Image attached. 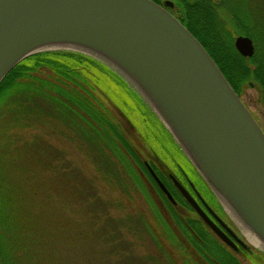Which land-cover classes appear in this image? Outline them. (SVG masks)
<instances>
[{"label": "rangeland", "instance_id": "374dc122", "mask_svg": "<svg viewBox=\"0 0 264 264\" xmlns=\"http://www.w3.org/2000/svg\"><path fill=\"white\" fill-rule=\"evenodd\" d=\"M229 2L231 15L230 21L226 20L228 30L224 31V38L234 45L242 32L252 30L248 27L249 4L252 8L255 4L251 0ZM256 4L261 8L263 29L264 0H257ZM232 12L244 20L234 23ZM261 30L251 31L255 43L262 39ZM205 32L200 31L198 35L208 40L209 34ZM207 42H216V39ZM37 53L76 55L87 63L62 58L63 63L80 74L74 83L46 66L34 73L38 80L49 81L62 89L61 93L51 94L57 96L55 106L60 105L67 111L49 107L39 101V94L25 92L22 88L19 94L3 102L0 99V192L28 242V247L18 242L21 248L17 253L26 261L30 253L31 264H50L53 259L52 264H217L208 255L200 232L191 222L198 221L207 233L216 235L184 198L185 204L176 200L181 195L170 176L190 190L180 174V166L205 202L247 245V249L238 245V252L234 251L236 257L242 264H264V250L248 239L238 220L224 209L127 77L112 65L79 49L54 47ZM18 82L23 88L32 83L38 87L41 83L28 79ZM71 95L89 101L118 126L137 156V159L131 156L119 139L131 171L115 150L80 126H86L80 117L85 114L75 103L69 106ZM239 96L264 131L260 86L248 81ZM146 163L176 192V205L168 203L160 194L145 172ZM197 240L203 245V252L197 250Z\"/></svg>", "mask_w": 264, "mask_h": 264}, {"label": "water", "instance_id": "95a60500", "mask_svg": "<svg viewBox=\"0 0 264 264\" xmlns=\"http://www.w3.org/2000/svg\"><path fill=\"white\" fill-rule=\"evenodd\" d=\"M54 47L85 51L127 77L224 209L264 244V131L174 15L152 0H0V84L24 59ZM235 48L245 58L255 53L248 37H237ZM173 181L216 237L247 249L194 187L198 199Z\"/></svg>", "mask_w": 264, "mask_h": 264}, {"label": "trees", "instance_id": "16d2710c", "mask_svg": "<svg viewBox=\"0 0 264 264\" xmlns=\"http://www.w3.org/2000/svg\"><path fill=\"white\" fill-rule=\"evenodd\" d=\"M262 32V39L261 41H257L256 51L254 55L250 58H244L235 48V46L229 42H227L224 38L223 31H206L205 33L209 34L208 40L199 39L198 41L202 44V46L206 49L208 54L214 60L224 77L227 79L229 84L232 86L234 91L240 95L242 86L248 81H254L257 83L262 91V101L264 104V28L261 30ZM220 36V37H219ZM218 38V39H217ZM224 40H223V39ZM216 39V42H207L213 41ZM222 39V40H220ZM260 42V44H259ZM66 57H71L82 63H87V60L80 58L76 55H64ZM61 54H53V53H36L33 54L22 62H20L2 81L0 84V99L2 98V102L8 99L9 97H13L20 93V88H22L25 92L30 93H37L38 98L42 103L48 105L49 107H53L54 109L60 111H67L66 109L61 108L62 106H55V102L57 96L53 95L55 93H61L62 89L59 87H55L49 81L38 80L34 73L41 67L46 66L51 68L55 71L61 78L74 83V79L80 77L79 73L74 70L71 66L66 63H63L62 58L64 57ZM61 58V59H60ZM90 65V64H89ZM35 80L40 81V86L35 87V83L30 84L27 88H23L19 85V80ZM53 93V94H51ZM71 95L70 102L67 103L71 106V103H75L76 107H80L81 111L86 115H80V117L86 122V126L83 124L80 125L84 130L91 133V131L96 134V136L101 139L104 144H106L109 148L115 150L117 156L124 161L128 170H132L130 164L124 159V154L121 151V148L118 144L122 142V147H124L127 152L137 159L132 147L128 144L126 139L122 136L121 131L119 130L118 126L114 124L112 119L101 111L96 110L89 101H85L79 96L73 97ZM61 103L60 100H57ZM54 102V104H53ZM74 105V106H75ZM70 111H73L69 109ZM88 134V133H87ZM175 146V145H174ZM181 158L185 160L186 157L175 149ZM168 153V152H167ZM173 154V153H171ZM108 158V157H106ZM112 161L110 158H108ZM138 161V160H137ZM176 162H178L176 160ZM190 165V162H186ZM179 166V163H177ZM179 169L181 167L179 166ZM158 176L161 178L165 186L171 192L173 197H175L176 192L172 191L166 180H164L161 174L155 170ZM181 171V170H180ZM145 172L149 176V178L154 182L160 194L165 198L168 203L169 200L161 191L157 183L155 182L154 178L150 174L149 170L145 169ZM132 173V172H131ZM134 175V173H133ZM136 175V173H135ZM1 190V189H0ZM4 194L0 192V264H31L32 257L29 253V261L25 260V257H22L18 252V249L21 248L17 246L18 242L22 245H27L28 242L24 237L21 230V225H18L16 221L15 214L13 216L12 209H10L7 204L2 200ZM179 198V197H178ZM177 201H180L185 204L184 199L180 197L179 199L176 198ZM24 209V207H23ZM154 210H156L154 208ZM194 224V228L196 227L197 232H200V236L202 239V244L205 248L209 250V254L211 258H214L215 263L217 264H242V261L236 257L235 251L228 249L226 246H223L221 242L210 232L204 229L203 225H201L198 221H192ZM30 227V225L28 226ZM212 234V235H211ZM209 237V238H208ZM36 240V239H35ZM199 240L196 241V248L200 252H203L204 248L201 245ZM35 242L33 241V245ZM21 245V246H22ZM60 245V243H58ZM17 246V247H16ZM48 247H57L55 245H47ZM46 247V246H43ZM199 247V248H198ZM206 249V250H207ZM207 256V252H205ZM17 257V259H16ZM55 259L50 260L49 263L52 264Z\"/></svg>", "mask_w": 264, "mask_h": 264}, {"label": "flooded vegetation", "instance_id": "af4514ba", "mask_svg": "<svg viewBox=\"0 0 264 264\" xmlns=\"http://www.w3.org/2000/svg\"><path fill=\"white\" fill-rule=\"evenodd\" d=\"M152 1L164 7L170 13H172L182 23V25L186 27V29H188L198 40L201 39L200 36L198 35L200 31L214 30V31L224 32L228 30L226 29L225 24H226V20L228 21V19L230 18L229 16L231 15V13L229 15V6H230L229 0H152ZM251 1L252 3L255 4V7L253 8L249 4L250 26L248 27L252 30L247 32L246 31L242 32L240 36L248 37L252 39L256 51V43L254 37L251 34V31L253 30L257 31L259 29L260 30L262 29L261 28L262 16L260 15L261 8H259V6L256 4L257 0H251ZM237 14L235 12H232V15H234L233 18V20L235 21L234 23H239V20L240 21L244 20V19L241 20V17L240 16L238 17ZM235 41H234V46H235ZM180 174L183 175L184 179L188 182V184L187 183L186 184L190 187V190L184 185V183L176 179L174 176H170L171 182L175 190H177L178 193L180 194L179 190L176 188L174 184L173 177L178 182H180L195 198L198 199L193 188L194 186H192L193 184L190 182L186 172L184 170H181Z\"/></svg>", "mask_w": 264, "mask_h": 264}, {"label": "bare ground", "instance_id": "6f19581e", "mask_svg": "<svg viewBox=\"0 0 264 264\" xmlns=\"http://www.w3.org/2000/svg\"><path fill=\"white\" fill-rule=\"evenodd\" d=\"M97 58V57H96ZM229 213L234 217H236V215L234 214V211L229 207V205L227 203H225ZM240 226L242 227L244 233L247 235L248 239L255 244L257 247H259V249L264 250V244L262 243V241L252 232L250 231L249 228H247L243 223L239 222Z\"/></svg>", "mask_w": 264, "mask_h": 264}]
</instances>
